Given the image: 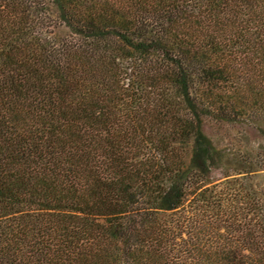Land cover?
I'll return each mask as SVG.
<instances>
[{"label":"trees","instance_id":"obj_1","mask_svg":"<svg viewBox=\"0 0 264 264\" xmlns=\"http://www.w3.org/2000/svg\"><path fill=\"white\" fill-rule=\"evenodd\" d=\"M0 264H264V0H0Z\"/></svg>","mask_w":264,"mask_h":264},{"label":"rangeland","instance_id":"obj_2","mask_svg":"<svg viewBox=\"0 0 264 264\" xmlns=\"http://www.w3.org/2000/svg\"><path fill=\"white\" fill-rule=\"evenodd\" d=\"M206 129V131L208 132V133H210L211 135H213L214 136V134H215V132L213 131V130H211V129H208V128H205ZM219 139V141L221 142V144H226V145H228V140H226V139H224L223 140V138H218Z\"/></svg>","mask_w":264,"mask_h":264}]
</instances>
